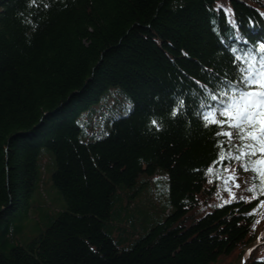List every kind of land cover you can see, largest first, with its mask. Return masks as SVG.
Here are the masks:
<instances>
[{
    "label": "trees",
    "instance_id": "obj_1",
    "mask_svg": "<svg viewBox=\"0 0 264 264\" xmlns=\"http://www.w3.org/2000/svg\"><path fill=\"white\" fill-rule=\"evenodd\" d=\"M262 12L264 0H0V264H264V207L246 215L264 182L239 161L207 172L226 138L195 115L196 81L231 75L230 48L264 40ZM231 169L241 183L226 193Z\"/></svg>",
    "mask_w": 264,
    "mask_h": 264
},
{
    "label": "snow or ice",
    "instance_id": "obj_2",
    "mask_svg": "<svg viewBox=\"0 0 264 264\" xmlns=\"http://www.w3.org/2000/svg\"><path fill=\"white\" fill-rule=\"evenodd\" d=\"M29 2L36 5L37 0H29ZM229 11L225 8V15H228ZM232 15L234 16V12ZM261 15L264 16V12ZM230 23L237 29L239 28L234 20ZM244 43H248L247 39ZM230 51L232 53L229 62L231 75L227 71L223 72L224 79L221 81L220 74L214 73L215 84L211 88L206 83L196 81L203 91L196 100L195 115L199 121H202L205 129L214 127L215 137L226 138V140L216 139L214 141L218 153L208 166L207 172H212L213 165L220 164L228 169L232 161H239L244 171L251 169L264 182V40L246 50L232 46ZM186 106L185 99H178L171 108V116L181 115ZM151 124L157 130L161 128V124L155 118L151 120ZM233 141H240V143L233 145ZM226 143L229 148L234 146L239 149V153L226 157ZM231 171L233 174L230 179L235 181V186L239 188L241 181L238 179V174L234 169ZM254 188L255 185L248 190L251 191ZM236 199L250 202L256 197L240 196ZM258 207H264V198L259 199L258 204L246 215L251 216ZM255 226L253 224V229ZM251 252L252 249H249V254Z\"/></svg>",
    "mask_w": 264,
    "mask_h": 264
},
{
    "label": "rangeland",
    "instance_id": "obj_3",
    "mask_svg": "<svg viewBox=\"0 0 264 264\" xmlns=\"http://www.w3.org/2000/svg\"><path fill=\"white\" fill-rule=\"evenodd\" d=\"M130 107V105L128 104V105H126L123 109H122V111H121V113H126L127 112V110H128V108ZM239 149H237V148H234V149H232L230 152H229V155H232V156H234V155H236V154H238L239 153ZM233 173H231V174H224L223 172H222V170H220L219 171V178L222 180V187H223V191L224 192H226V193H231L232 192V190H234L235 188H237L236 186H235V181H233L232 179H230V177H231V175H232ZM159 184V185H158ZM153 191L156 193V196H157V198L159 199V200H161V201H165L166 199H167V188H168V183L167 182H165V181H163V180H158V182H157V184L156 183H153ZM229 189L231 190V191H229ZM222 201L224 200L223 198L221 199ZM224 202V201H223Z\"/></svg>",
    "mask_w": 264,
    "mask_h": 264
}]
</instances>
